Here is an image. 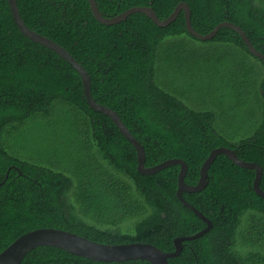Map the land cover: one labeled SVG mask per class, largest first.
Masks as SVG:
<instances>
[{
    "label": "trees",
    "instance_id": "obj_1",
    "mask_svg": "<svg viewBox=\"0 0 264 264\" xmlns=\"http://www.w3.org/2000/svg\"><path fill=\"white\" fill-rule=\"evenodd\" d=\"M33 31L65 48L91 77L93 98L116 111L144 146L146 167L181 159L187 184L217 148L236 151L263 170L264 61L241 36L221 28L192 36L182 13L168 27L144 14L112 26L94 18L88 0H17ZM106 17L151 7L168 19L181 3L208 35L239 26L264 55V0H96ZM137 153L111 118L88 104L80 74L17 28L0 0V253L37 229L90 241L146 243L171 253L174 241L207 225L177 197L180 166L154 175L137 170ZM254 170L217 156L207 187L184 194L211 221L183 243L169 264H264V199ZM22 264L103 263L39 247Z\"/></svg>",
    "mask_w": 264,
    "mask_h": 264
},
{
    "label": "water",
    "instance_id": "obj_2",
    "mask_svg": "<svg viewBox=\"0 0 264 264\" xmlns=\"http://www.w3.org/2000/svg\"><path fill=\"white\" fill-rule=\"evenodd\" d=\"M88 1L94 18L100 24L106 26L119 24L120 22L125 21L132 14L140 13L146 15L158 27L164 28L173 23L183 11L186 19V28L192 36L203 41H208L213 39L221 28H229L237 32L241 36L243 42L252 54L264 61V55L253 47V44L251 43L247 34L239 26L233 23H222L208 35L199 34L192 26V11L187 3H181L180 5H178L172 15L168 19L162 21L159 19L154 9L151 7H134L116 17H106L100 11L96 0ZM8 3L17 28L26 38L53 51L55 54L69 63L80 74L84 89V95L89 106L94 111L102 113L105 116L111 118L116 127L120 130L121 134L135 148L138 163L137 170L141 175L150 176L159 173L169 167L180 166L177 197L184 206L192 210L196 214V216L199 217L200 220H202L207 225V228L193 236L176 239L174 241L175 251L171 253H166L158 249L157 247L146 243L106 245L90 241L87 238L64 230L48 228L37 229L21 236L6 250L0 253V264H22L25 257L31 251L39 247L57 248L66 251L74 256L103 263H123L141 260L146 261L150 264H169L170 259H174L180 256L183 250L184 242L197 240L203 237L210 231L212 227L211 221L205 218L204 215L194 206L189 204L183 197V195L200 193L207 187L209 170L211 168V165L219 155L226 156L240 168L254 170L256 172V178L253 183L254 190L258 196L264 199V190L260 188V182L263 177V170L261 166L256 163L246 162L240 159L236 154V151L229 148H217L210 153L209 157L204 162L201 168L200 178L196 186H191L186 183L185 178L188 174L189 168L186 162L181 159L168 160L154 167H146V152L144 146L132 135V133L126 127L125 123L122 121L121 117L116 111L101 105L93 98L91 89V77L89 76L85 68L65 48L52 41L51 39L46 38L30 29L22 19L17 0H8Z\"/></svg>",
    "mask_w": 264,
    "mask_h": 264
}]
</instances>
